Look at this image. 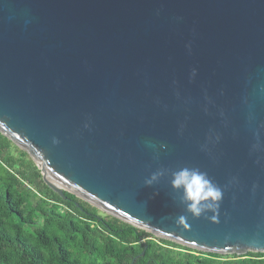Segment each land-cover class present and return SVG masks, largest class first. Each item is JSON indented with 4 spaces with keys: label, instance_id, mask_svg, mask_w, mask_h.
I'll use <instances>...</instances> for the list:
<instances>
[{
    "label": "water",
    "instance_id": "obj_1",
    "mask_svg": "<svg viewBox=\"0 0 264 264\" xmlns=\"http://www.w3.org/2000/svg\"><path fill=\"white\" fill-rule=\"evenodd\" d=\"M0 131L64 198L264 252V0H0ZM185 167L224 190L216 220L181 203Z\"/></svg>",
    "mask_w": 264,
    "mask_h": 264
},
{
    "label": "trees",
    "instance_id": "obj_2",
    "mask_svg": "<svg viewBox=\"0 0 264 264\" xmlns=\"http://www.w3.org/2000/svg\"><path fill=\"white\" fill-rule=\"evenodd\" d=\"M65 193L0 131V264H264V252L197 250Z\"/></svg>",
    "mask_w": 264,
    "mask_h": 264
},
{
    "label": "clouds",
    "instance_id": "obj_3",
    "mask_svg": "<svg viewBox=\"0 0 264 264\" xmlns=\"http://www.w3.org/2000/svg\"><path fill=\"white\" fill-rule=\"evenodd\" d=\"M58 142V141H55ZM163 172L153 173L152 178L147 181L151 184ZM172 185L176 189H183L181 203L187 212L199 218L208 212L214 213L209 218L216 220L220 203L223 200L224 190L215 184L207 173L199 169L183 168L173 173Z\"/></svg>",
    "mask_w": 264,
    "mask_h": 264
},
{
    "label": "rangeland",
    "instance_id": "obj_4",
    "mask_svg": "<svg viewBox=\"0 0 264 264\" xmlns=\"http://www.w3.org/2000/svg\"><path fill=\"white\" fill-rule=\"evenodd\" d=\"M100 210V214L101 215H107L108 213H106L105 211H103V210H101V209H99Z\"/></svg>",
    "mask_w": 264,
    "mask_h": 264
}]
</instances>
